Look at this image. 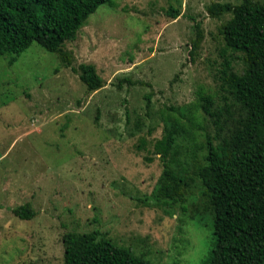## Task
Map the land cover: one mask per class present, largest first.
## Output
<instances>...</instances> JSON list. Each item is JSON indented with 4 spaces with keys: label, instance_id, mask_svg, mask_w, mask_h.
<instances>
[{
    "label": "rangeland",
    "instance_id": "rangeland-1",
    "mask_svg": "<svg viewBox=\"0 0 264 264\" xmlns=\"http://www.w3.org/2000/svg\"><path fill=\"white\" fill-rule=\"evenodd\" d=\"M111 1L65 42L69 65L37 42L0 57V264H63L64 233L94 229L157 264H207L212 227L189 218L202 202L198 181L187 211L156 200L163 165L152 143L165 112L207 93L223 106L219 29L231 14L212 17L208 6L242 0ZM197 23L203 39L192 54ZM81 63L95 65L101 88L87 90ZM233 64L242 72L241 60ZM199 124L197 143L215 132L208 118ZM195 151L201 157L195 144L181 155L189 168ZM27 203L34 217L13 213Z\"/></svg>",
    "mask_w": 264,
    "mask_h": 264
},
{
    "label": "trees",
    "instance_id": "trees-1",
    "mask_svg": "<svg viewBox=\"0 0 264 264\" xmlns=\"http://www.w3.org/2000/svg\"><path fill=\"white\" fill-rule=\"evenodd\" d=\"M106 2L113 4L111 0H0V57L18 56L37 42L69 65L65 42L76 39L89 16ZM208 11L212 17L231 14L219 29L224 42L220 72L227 96L218 106L212 94H201L198 103L163 114L162 136L154 140L151 151L163 170L152 193L168 207L178 204L187 211L188 194L198 181L202 202H194L189 218L212 227L207 264H264V2L216 1ZM168 12L174 18L181 14L173 7ZM196 25L192 54L203 39ZM16 59L13 56L10 62ZM236 59L243 63L242 72L234 67ZM76 71L89 92L105 84L92 63H81ZM204 117L215 132H206L205 140L197 143L196 129L202 128L199 121ZM146 143L143 139L140 148ZM189 144L201 151V157L194 152L191 168L181 158ZM12 211L21 219L36 214L29 203ZM63 244V264H157L98 229L67 231Z\"/></svg>",
    "mask_w": 264,
    "mask_h": 264
}]
</instances>
